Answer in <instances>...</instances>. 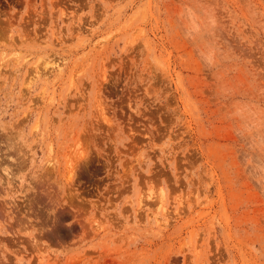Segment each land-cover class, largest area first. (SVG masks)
Returning <instances> with one entry per match:
<instances>
[{
    "label": "rangeland",
    "instance_id": "1",
    "mask_svg": "<svg viewBox=\"0 0 264 264\" xmlns=\"http://www.w3.org/2000/svg\"><path fill=\"white\" fill-rule=\"evenodd\" d=\"M0 264H264V0H0Z\"/></svg>",
    "mask_w": 264,
    "mask_h": 264
},
{
    "label": "bare ground",
    "instance_id": "2",
    "mask_svg": "<svg viewBox=\"0 0 264 264\" xmlns=\"http://www.w3.org/2000/svg\"><path fill=\"white\" fill-rule=\"evenodd\" d=\"M84 156V155H83ZM72 159V158H71ZM72 161V160H71Z\"/></svg>",
    "mask_w": 264,
    "mask_h": 264
}]
</instances>
